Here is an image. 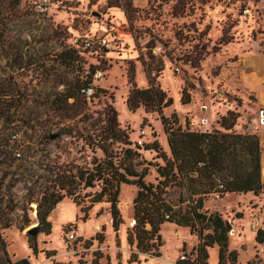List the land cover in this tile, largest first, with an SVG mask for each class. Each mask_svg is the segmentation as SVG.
Masks as SVG:
<instances>
[{"label":"rangeland","instance_id":"obj_1","mask_svg":"<svg viewBox=\"0 0 264 264\" xmlns=\"http://www.w3.org/2000/svg\"><path fill=\"white\" fill-rule=\"evenodd\" d=\"M4 1L7 24L3 51L27 52L29 61L12 67L11 56L5 55L0 67L3 77L15 75L23 90L26 88L20 117L0 123V143L4 135L9 139L7 146L0 145V212L7 213L12 223L1 228L0 255L5 258L6 250L12 261L28 258L31 264H151L150 260L159 261L161 255L177 261L187 249L186 242L198 234L191 233L190 227L166 221L159 232L162 245L156 237L150 242L155 243L150 251L131 244L129 237L135 228L130 223L135 218L138 186L128 184L120 186L118 209L123 221L118 229L113 226L111 203L91 201L101 186L82 189L81 195H91L81 205L69 197L57 204L49 217L52 232L38 234L39 252L35 254L26 234L39 223L35 199L41 182L57 183L56 175L46 176L41 166L52 165L68 173L92 166L95 158L103 159V152L86 141V129L91 121L102 120L115 109L132 146H141L139 168L153 163L146 182L158 184L162 178L155 164L165 161L156 150L144 147L157 140L171 155L161 114L144 105L131 110L127 104L134 84L146 88L152 81L173 99L163 109L164 115L170 118L176 113L184 129L221 128L218 120L222 115L229 110L238 112L233 130L258 135L263 171L264 73L255 80L250 61L264 55L252 34L264 28V0H50L47 10L37 5L41 0ZM89 37H105L109 44L104 50L98 45L86 49L84 42ZM66 48L75 49L82 77H92L94 93L91 97L81 94L85 103L80 106L56 100L68 87L58 78L63 66L57 55ZM73 75L67 74V84ZM184 90L190 96L187 102L183 101ZM47 101V107L41 106ZM52 102L55 104L50 106ZM39 123L46 125L45 130ZM45 134L56 137L48 140ZM11 163L14 168H8ZM28 197L33 199L30 204ZM165 197L173 209L183 212L195 204V196L179 185L169 187ZM219 198V193L206 196L203 211L218 210L232 222L229 249L238 254L236 263L261 264L264 243L257 241L252 222L256 219L247 210L258 207L264 222V192L258 196L248 193L245 198L254 199L248 204L234 195ZM237 201L243 202L241 208L231 206ZM82 206H89L86 216ZM73 229L82 235L76 243L70 239ZM209 231L205 229V233ZM207 249L208 263L218 264L219 246ZM131 258L137 260L131 262ZM224 264L233 261L227 259Z\"/></svg>","mask_w":264,"mask_h":264},{"label":"trees","instance_id":"obj_2","mask_svg":"<svg viewBox=\"0 0 264 264\" xmlns=\"http://www.w3.org/2000/svg\"><path fill=\"white\" fill-rule=\"evenodd\" d=\"M5 1L0 0V67L2 58L11 56L12 67H22L23 62L29 61L28 53L24 51H3L6 38ZM18 4V2L16 3ZM253 39L259 40V46L264 49V28L255 30ZM259 34H262L259 36ZM17 50V49H16ZM58 62L63 66V72L59 74V83L68 87L56 96V100L69 106H80L85 103L82 90L92 86V77L81 73V63L78 62L76 51L73 48L62 50L58 53ZM74 74L73 79L67 84V74ZM94 88V87H93ZM99 91V87H95ZM26 88H22L17 81V76L3 77L0 70V123L15 121L16 116L20 117L19 111L24 107L22 94ZM11 98L8 99L7 96ZM85 95V94H84ZM18 96V97H17ZM70 99H74L70 102ZM190 100L189 94L184 90L183 101ZM49 101V100H48ZM41 106H46L49 102ZM173 99L167 92L150 81L146 88H140L136 84L130 91L127 104L131 110H136L141 105L151 107L153 111L161 114V119L168 134V143L171 155H168L156 140L152 144L145 145L146 150L154 149L158 157L163 158L165 164H155L160 179L158 184L146 182L145 177L149 173L150 163L143 168L141 166V146H132L128 139V133L122 129L116 110L107 113L102 120H93L86 129V141L95 149H100L104 158L92 161V166L77 167V171L61 170L52 165H45L43 169L46 176L56 175L57 183H42L37 203V217L39 219L38 233L29 236V247L35 254L39 252L38 234L52 232V222L49 220L52 211L57 204L65 198H72L74 202L81 205L85 197L90 193L81 195L82 189L94 188L100 185L101 189L91 198V201L101 202L106 200L111 203L113 226L118 229L123 219L118 209V197L122 184L138 186V193L134 199V215L136 219L135 231L129 237L131 244L136 243L143 251H150L154 242L162 245L161 225L166 222H173L179 226L190 227L192 233H197L200 239L195 247L198 252L197 261L200 264H209L208 247L219 246V263L224 264L231 259L237 264L238 254L235 250L229 249L230 232L233 230L232 222L224 218L222 213H207L203 211L206 196L211 193H219L220 198L228 193L253 192L260 195L264 192V181L262 179V148L258 135L253 133H239L234 129L239 113L229 110L218 120L221 128L213 130H191L184 129L179 122L176 113L166 117L163 109L171 105ZM55 102H52V105ZM104 122V123H101ZM45 130L46 125H40ZM1 139V144L7 146L9 139ZM51 140V135H46ZM119 149V150H118ZM14 163L8 168H14ZM50 183V181H48ZM25 184H29L25 181ZM44 184V185H43ZM26 185V186H27ZM179 185L186 187L191 197H194L195 204L185 212L173 209L165 195L168 188ZM27 203L32 202L28 197ZM27 204V205H28ZM27 205L25 210L28 209ZM31 209V208H30ZM89 206H82L85 216L88 214ZM7 213L0 212V240L2 239L1 228H8L12 225ZM26 218L28 219V215ZM150 226L148 228L147 226ZM22 229V226L20 227ZM205 229H211L205 233ZM257 241L264 243V230L257 232ZM1 251V242H0ZM6 257L0 255V264H31L28 258H21L12 261L5 250ZM160 255L159 252L155 253ZM137 259H130L135 261ZM182 264L181 262H179ZM122 264V263H119ZM141 264V263H139ZM249 264H259L250 261Z\"/></svg>","mask_w":264,"mask_h":264},{"label":"built area","instance_id":"obj_3","mask_svg":"<svg viewBox=\"0 0 264 264\" xmlns=\"http://www.w3.org/2000/svg\"><path fill=\"white\" fill-rule=\"evenodd\" d=\"M49 3H50V0H41L37 5L42 10H47ZM108 44H109V41L105 37H98V39H96L95 37H89L85 40L84 47L86 49H89V48H94L95 46L98 45L99 47H101L102 50H104V48L107 47ZM82 92L86 94L88 97H91L94 93V88L92 86L87 87V88H84ZM135 225H136V219L133 218V220L130 223V226L134 227ZM257 225L259 226V222L255 221V223H253V226L257 227ZM80 237H81V234L79 233L78 229H73L70 232V239L72 243H76ZM197 256H198V252L194 249L193 250H187V249L182 250L175 264H180L179 262H181L182 264H198Z\"/></svg>","mask_w":264,"mask_h":264},{"label":"crops","instance_id":"obj_4","mask_svg":"<svg viewBox=\"0 0 264 264\" xmlns=\"http://www.w3.org/2000/svg\"><path fill=\"white\" fill-rule=\"evenodd\" d=\"M248 193H252L254 196H256L253 192H248ZM248 193H228L225 197H223L222 199H224V198H226L228 195H234L235 197L237 196V197H242V198H244L245 200H246V202L248 201L246 198H245V196L248 194ZM219 199H221V198H219ZM237 200V199H236ZM253 200V201H252ZM252 201V202H251ZM239 202H241V201H237V202H235V204L233 203L231 206L233 207V208H241L240 207V205H243V202H241V203H239ZM249 203H254V199L252 198L251 200H249L248 201ZM248 202H247V204H248ZM244 206H246L247 207V205L245 204ZM258 207H251L250 208V210H247V211H249L250 213H251V218L252 219H256V221H258L259 222V226L256 228V227H254V230H257V232H258V230L261 228V229H263L264 230V222H262L261 221V219H262V217H261V214L258 212ZM218 211V210H217ZM230 220V219H229ZM253 223H255V221H252ZM253 229V228H252ZM192 233V232H191ZM82 236V235H81ZM256 237H257V234H256ZM257 239V238H256ZM183 242V241H182ZM198 243H199V237L197 236V235H195V234H193L192 235V237L190 238V242L189 241H187L186 242V248H187V250H192V249H194L197 245H198ZM183 244H184V242H183ZM182 245V244H181ZM180 245V246H181ZM218 246V245H217ZM161 252H163L162 250H161ZM179 253V252H178ZM178 255V254H177ZM260 260L261 261H258V262H261V264H264V258L263 257H261L260 256ZM157 260V259H156ZM170 260H172V261H170ZM155 260H150L149 261V263H154V264H158V262L159 261H161L162 263H164V264H174V263H176L177 261H173V259H170L169 257H167L166 258V256H164V255H161L160 257H159V261L157 260L156 262H154Z\"/></svg>","mask_w":264,"mask_h":264},{"label":"bare ground","instance_id":"obj_5","mask_svg":"<svg viewBox=\"0 0 264 264\" xmlns=\"http://www.w3.org/2000/svg\"><path fill=\"white\" fill-rule=\"evenodd\" d=\"M250 68H251V71H253V74L251 76L255 80L260 79V77L264 73V55H260V56L252 58V60L250 61Z\"/></svg>","mask_w":264,"mask_h":264},{"label":"water","instance_id":"obj_6","mask_svg":"<svg viewBox=\"0 0 264 264\" xmlns=\"http://www.w3.org/2000/svg\"><path fill=\"white\" fill-rule=\"evenodd\" d=\"M52 138H55L56 136L55 135H51ZM264 173V170L262 171ZM37 213V212H36ZM38 224L34 225L33 227L31 228H28L26 230V234H30V235H36L38 233Z\"/></svg>","mask_w":264,"mask_h":264}]
</instances>
